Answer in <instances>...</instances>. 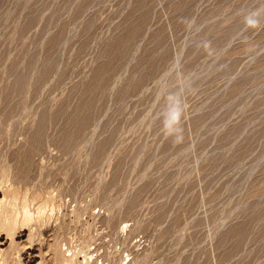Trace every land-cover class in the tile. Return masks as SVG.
<instances>
[{"label": "rangeland", "instance_id": "1", "mask_svg": "<svg viewBox=\"0 0 264 264\" xmlns=\"http://www.w3.org/2000/svg\"><path fill=\"white\" fill-rule=\"evenodd\" d=\"M0 253L264 264V0H0Z\"/></svg>", "mask_w": 264, "mask_h": 264}, {"label": "clouds", "instance_id": "2", "mask_svg": "<svg viewBox=\"0 0 264 264\" xmlns=\"http://www.w3.org/2000/svg\"><path fill=\"white\" fill-rule=\"evenodd\" d=\"M249 23L255 24L256 21L255 20H249ZM180 115H181V109L179 108V101H177V108L173 114V120L177 125L179 124V121H180ZM166 127H167V124H166ZM179 130H180L179 128L169 129L170 132L171 131H179Z\"/></svg>", "mask_w": 264, "mask_h": 264}, {"label": "bare ground", "instance_id": "3", "mask_svg": "<svg viewBox=\"0 0 264 264\" xmlns=\"http://www.w3.org/2000/svg\"><path fill=\"white\" fill-rule=\"evenodd\" d=\"M26 209V208H25ZM24 216H26V218H30V214H29V211L28 210H24ZM32 216V215H31ZM6 220V219H5ZM27 220V219H26ZM6 224V223H5ZM11 236V235H10ZM0 255H1V253H0ZM3 256V255H2ZM0 260H2V262H0V264H5L4 263V261H3V259L2 258H0ZM6 262V261H5Z\"/></svg>", "mask_w": 264, "mask_h": 264}]
</instances>
